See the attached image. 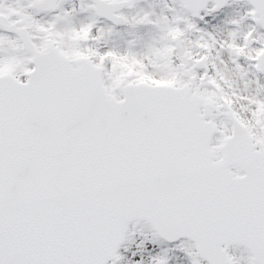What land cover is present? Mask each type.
<instances>
[{"label":"snow or ice","instance_id":"1","mask_svg":"<svg viewBox=\"0 0 264 264\" xmlns=\"http://www.w3.org/2000/svg\"><path fill=\"white\" fill-rule=\"evenodd\" d=\"M0 264H264V0H0Z\"/></svg>","mask_w":264,"mask_h":264}]
</instances>
